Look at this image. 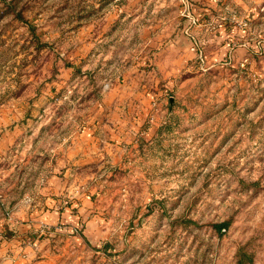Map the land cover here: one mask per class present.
Listing matches in <instances>:
<instances>
[{"label":"rangeland","instance_id":"rangeland-1","mask_svg":"<svg viewBox=\"0 0 264 264\" xmlns=\"http://www.w3.org/2000/svg\"><path fill=\"white\" fill-rule=\"evenodd\" d=\"M261 189L264 0H0V264H264Z\"/></svg>","mask_w":264,"mask_h":264},{"label":"trees","instance_id":"trees-1","mask_svg":"<svg viewBox=\"0 0 264 264\" xmlns=\"http://www.w3.org/2000/svg\"><path fill=\"white\" fill-rule=\"evenodd\" d=\"M216 227H217L219 233H222V230L225 229V228H227L228 227V224L223 223V224L217 225ZM239 264H241V263H239Z\"/></svg>","mask_w":264,"mask_h":264},{"label":"clouds","instance_id":"clouds-1","mask_svg":"<svg viewBox=\"0 0 264 264\" xmlns=\"http://www.w3.org/2000/svg\"><path fill=\"white\" fill-rule=\"evenodd\" d=\"M241 2H242V0H236V3H238V4ZM256 2H258V0H249V3H256ZM260 191H264V189H261ZM257 195H259V191L257 192ZM261 227H264V226H261ZM236 243H239V241H237Z\"/></svg>","mask_w":264,"mask_h":264}]
</instances>
